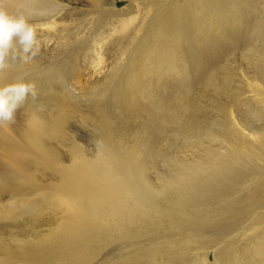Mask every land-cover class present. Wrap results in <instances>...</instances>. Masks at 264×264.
<instances>
[{
    "label": "rangeland",
    "instance_id": "374dc122",
    "mask_svg": "<svg viewBox=\"0 0 264 264\" xmlns=\"http://www.w3.org/2000/svg\"><path fill=\"white\" fill-rule=\"evenodd\" d=\"M156 3V0H33L14 7L6 4L5 9H1L4 15L26 20L34 31L35 41L25 51L13 37L11 48L0 59V90H3L0 97L6 104H14L23 97L14 120L0 124V128L7 123L16 124L13 130L19 133L14 132L13 136L16 134L15 141L22 143L20 132L30 126L29 118L41 112L48 113L56 106L53 103L63 100V109L54 113H67L65 132L61 139L52 140L53 147L66 164L75 162L73 154L78 147L92 162L100 163L105 144L95 121L86 113L94 112L92 107L98 103L106 106L115 116L117 135L123 137L126 149L135 148V153L144 159L142 174L135 185L131 184L133 187L129 186L128 192H117L114 197H147L159 200L165 209L170 206V197H221L216 195L217 190L233 183L227 175L215 180L208 177L211 160L232 150L230 142L224 140L218 130L221 124L245 133L248 128L264 127L263 104L251 100L249 104L236 105L228 98L236 94L237 85L243 87L242 97L250 94L246 92L249 88L247 76L254 74L256 65L264 63V55L257 56L259 58L254 61L255 57L247 59L242 55L245 48H237L219 61L221 67L229 62L232 74L223 73L221 68L212 72L207 65L199 66L201 78L189 87L191 92L176 82L178 78H169L162 85L151 82V91L147 90L148 85L140 88L136 109L119 101L123 98L120 92L116 95L120 98L118 103L109 105L111 83L129 69L137 72L143 64L144 55H134L136 48L127 47L139 44L142 33H131L135 29L133 26L141 24L148 9ZM131 16L138 17L137 22L134 20L136 24L133 19L125 20ZM235 17L234 13L230 19L235 21ZM248 23L255 24L254 18L250 17ZM185 64L195 73L193 63L187 60ZM182 69L187 68L182 65ZM150 72L156 77L157 72ZM57 73L61 76H56ZM138 74L150 77L143 71ZM210 76L217 77L213 85ZM23 85H27V89ZM247 136L248 142H254L252 135ZM257 148L263 150L264 143ZM238 151L241 158L237 168L242 179L235 191L245 192L263 177L258 176L254 168L258 164L255 162L264 165V159L251 158L250 152L254 149ZM0 167L4 174H11L12 169L1 150ZM57 177L47 173L39 179L41 185H47ZM110 179L105 187L118 190L121 182L114 177ZM45 192L48 191L33 190L26 195L34 199V205L49 206L39 216L34 217L25 210L22 216L4 221L0 212V226L4 225L0 234L10 237V230L21 234L27 227L39 233L53 228L59 211L57 203L44 201L48 197ZM243 197L247 198L242 208L247 210L239 217L227 222L215 220L193 235L154 215L145 224L129 226L131 231L127 236L101 245L98 254L86 264H264V190ZM224 200L215 199L212 207L221 205ZM190 237L188 242H183ZM177 245L183 250L173 251ZM41 264H62V261L49 258Z\"/></svg>",
    "mask_w": 264,
    "mask_h": 264
},
{
    "label": "bare ground",
    "instance_id": "6f19581e",
    "mask_svg": "<svg viewBox=\"0 0 264 264\" xmlns=\"http://www.w3.org/2000/svg\"><path fill=\"white\" fill-rule=\"evenodd\" d=\"M32 2L33 0H0V15L7 16L1 10L5 9L6 4L14 7ZM156 2L148 9V15L142 18L143 22L133 26L135 29L132 32L130 30L131 33H142L139 44L127 48H136L134 55H144L143 64L137 72L136 69H129V72L111 83L109 105L118 103L120 98L116 95L120 92L123 98L119 101L128 108L136 109L140 102V88L148 85L147 90L151 91V82L162 85L169 78H178L176 82L188 90L201 78L199 66L203 68L207 65L212 72L221 68L223 73L232 74L231 64L227 62L221 67L219 61L237 48H245L242 55L247 59L255 57L254 61L257 56L264 55V0ZM234 13L235 21L230 19ZM250 17L254 18L255 24L248 23ZM131 19L134 22L138 17L131 16L125 20ZM8 49L10 48H5L4 52ZM187 60L193 63L195 73L185 64ZM182 65L187 69H182ZM54 70L56 73V69ZM142 71L149 73L150 77H141L138 73ZM150 71L157 72L156 77ZM57 75L61 76L59 73ZM247 77L249 88L246 92L250 94L242 97L243 87L237 85L236 94L228 95L229 100L236 105L249 104L251 100L264 105V63L256 65L254 74ZM216 79L217 77L210 76L209 81L213 85ZM53 104L56 106L46 114L41 112L30 117V114L25 113L30 117V126L20 132L23 134L22 143L14 139L19 133L13 130V125L16 124L7 123L0 128V150L13 175H7L8 172L5 175L0 171L1 218L5 221L22 216L25 210H29L34 217L39 216L49 206L34 205V199L26 196L33 190L40 193L47 190L45 193L48 197L44 201L49 204L57 203L59 211L54 227L41 233L31 227H27L25 233L21 234L8 230L11 233H8L9 238L1 233L0 264H41L49 258H58L62 264H86L98 254L101 245L127 236L131 231L129 226L145 224L154 215L163 222L169 220L168 222L179 225L181 230L185 229L189 235H193L199 228L211 225L215 220L227 222L239 217L247 210L242 208V202L247 198L243 196L264 190V165L255 162L258 164L254 172L263 177L258 178L247 191H235L236 184L242 179L241 171L238 173L237 168V162L241 158L238 149H254L255 151L250 152L251 158L258 161L264 159V149L257 150L264 143V127L255 130L248 128V133H245L241 129L221 124L218 132L224 140L230 142L232 150L224 156H215L211 160L212 167L208 174L209 180L225 175L232 180L230 187L217 190L216 195L221 197H170V206L165 209L159 200L147 197H114L117 192H128L129 186L135 185L142 174L143 156L135 153V148L126 149L123 137L117 135L115 116L109 113L106 106L102 107L98 103L92 107L94 112L86 114L95 121L105 144L103 159L100 163L92 162L81 147H78L73 154L75 162L66 164L52 142L64 136L67 113L54 112L63 109L65 101ZM14 132L16 134L13 136ZM248 134L252 135L254 142L246 140L249 138ZM47 173L58 177L54 182L41 185L40 175ZM102 173L103 180L100 178ZM110 177L121 182L118 190L105 187V182L111 181ZM215 199L225 200L221 205L212 207ZM190 239L191 237L184 239L183 242ZM172 250H183V247L177 245Z\"/></svg>",
    "mask_w": 264,
    "mask_h": 264
},
{
    "label": "clouds",
    "instance_id": "9594fccd",
    "mask_svg": "<svg viewBox=\"0 0 264 264\" xmlns=\"http://www.w3.org/2000/svg\"><path fill=\"white\" fill-rule=\"evenodd\" d=\"M16 37L24 50H28V45L35 41L34 31L23 18L12 19L0 15V59L4 56V49L11 48L12 38ZM9 87V86H6ZM27 89V85H23ZM3 90H0L2 92ZM26 94V93H25ZM23 97L17 99L14 104H6L0 97V124L12 122L16 108L22 102Z\"/></svg>",
    "mask_w": 264,
    "mask_h": 264
}]
</instances>
